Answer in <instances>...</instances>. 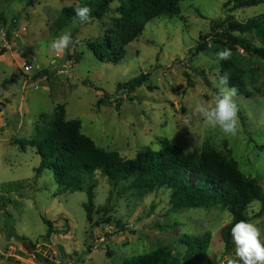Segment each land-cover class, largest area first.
<instances>
[{
	"label": "rangeland",
	"instance_id": "rangeland-1",
	"mask_svg": "<svg viewBox=\"0 0 264 264\" xmlns=\"http://www.w3.org/2000/svg\"><path fill=\"white\" fill-rule=\"evenodd\" d=\"M90 2L0 0V17L6 20H0L6 25L0 42L7 48L0 58V109L4 112L0 188L21 185L5 194L0 190V264H37L35 254L53 264H122L157 248L183 251L177 245L183 235L204 233L210 234L211 242L202 264L238 259L233 239L226 249L220 237L232 219L226 208L173 210L167 191L130 189L127 181L112 185L98 171L85 177L81 190L61 191L50 171L35 179L40 162L36 150L27 147L22 152L15 142L30 140L35 125L56 117L62 106L66 120L79 122L82 135L123 159H133L143 147L157 151L163 142L193 157L203 149L214 150L259 187L261 199L246 209V215L260 228L264 242V62L242 50L232 52L245 84V93L237 92L233 98L243 119L238 117L234 136L225 135L207 126L194 111L198 103H215L221 62H216L215 53L193 52L209 33L212 20L232 16L244 23L264 14V5L234 8L232 0H179L176 15L163 14L148 22L124 47L123 58L108 63L98 60L87 45L102 39L117 17L116 8L109 7L101 19L56 27L64 9ZM13 20L16 23L8 28ZM65 28H71L74 45L52 53L49 43ZM8 31L10 42L6 41ZM246 37L261 46L253 34ZM74 52L82 54L78 63L68 58ZM141 73L150 75L148 84L153 89L144 85L121 96L118 111L113 102L98 103L104 93L114 96L117 84ZM89 184L94 193L92 223L87 222L83 208ZM42 218L52 223L49 239H45ZM16 237L25 238L34 248Z\"/></svg>",
	"mask_w": 264,
	"mask_h": 264
},
{
	"label": "trees",
	"instance_id": "trees-1",
	"mask_svg": "<svg viewBox=\"0 0 264 264\" xmlns=\"http://www.w3.org/2000/svg\"><path fill=\"white\" fill-rule=\"evenodd\" d=\"M113 0H93L84 4L91 7L92 19H101L109 9ZM179 0H122L116 8L117 17L109 29L104 32L102 39L87 46L91 53L100 61L108 63L119 62L124 56V47L128 45L135 34L141 33L144 26L156 17L178 13ZM234 8H251L264 5V0H232ZM83 6V5H81ZM66 8L59 16L56 27H66L75 17L74 9ZM91 19V20H92ZM0 20L5 22V18ZM1 23V22H0ZM15 26L13 27V29ZM253 34L259 39L261 46H254L246 37ZM12 35L6 33V41H11ZM193 52L215 53L223 48L232 52L242 50L249 57L264 62V14L249 18L240 23L226 16L210 22L209 33L200 38ZM7 52L5 47L0 48V56ZM82 54L76 52L68 57L78 63ZM67 58V57H66ZM46 74V72H44ZM220 76H229V87H235L237 92L245 93V84L240 71L232 59L221 61ZM42 74H37L40 76ZM199 75L206 83L204 72ZM149 74L141 73L137 77L117 84L115 94L99 100V104H115L118 111L122 102L121 96L132 94L136 89L147 85ZM188 79V75L185 76ZM189 84V80H187ZM190 85V84H189ZM59 114L51 120L43 121L34 127V135L30 140L15 142L24 152L27 147L35 149L39 156V166L34 170L35 179L45 171H50L53 179L61 191L75 192L81 190L85 184V177L100 172L112 185L121 181L130 182V189L152 191L162 189L168 192L169 203L173 210L211 209L217 206L226 208L232 215L229 224L220 231L224 247L231 246V228L240 220L249 221L246 209L257 200H260V189L256 182L246 178L237 165L227 160L221 154L210 149H203L196 156H187L176 145L163 142L159 150L143 147L139 149L133 159H123L117 152L105 151L97 147L88 137L80 133L79 122L66 120L62 106ZM238 117L243 119L241 112ZM19 184H5L1 186L2 193L18 189ZM87 202L83 205L86 220L93 221L94 193L93 186L85 187ZM4 203V202H3ZM3 207L6 204H2ZM47 230L45 239L53 233L52 223L42 218ZM106 224L110 219L105 220ZM18 238L27 247L34 248L23 237ZM26 241V242H25ZM211 236L204 233L198 236L183 235L178 240V246L183 251L172 250L167 247L157 248L146 254L130 257L122 264H202L209 251ZM37 264H53L39 254L34 255Z\"/></svg>",
	"mask_w": 264,
	"mask_h": 264
},
{
	"label": "clouds",
	"instance_id": "clouds-1",
	"mask_svg": "<svg viewBox=\"0 0 264 264\" xmlns=\"http://www.w3.org/2000/svg\"><path fill=\"white\" fill-rule=\"evenodd\" d=\"M118 0H113L110 8L119 7ZM91 7L88 5H77L74 9L76 23L85 24L91 21ZM71 28H65L61 34L48 45L52 53H61L74 45ZM232 57V51L228 48L218 50L215 54L216 62L227 61ZM229 76L221 75L216 87L218 93L215 103L211 106L198 103L194 111L200 114L207 126L219 128L225 135H235L239 129L238 106L234 101L237 93L235 87H229ZM231 235L235 246V257H228L226 264H264V242L261 241L260 228L252 222L240 220L231 228Z\"/></svg>",
	"mask_w": 264,
	"mask_h": 264
},
{
	"label": "built area",
	"instance_id": "built-area-1",
	"mask_svg": "<svg viewBox=\"0 0 264 264\" xmlns=\"http://www.w3.org/2000/svg\"><path fill=\"white\" fill-rule=\"evenodd\" d=\"M15 20H13V22L10 24V26H8V28H10L13 24H15ZM6 27L5 23H0V39L3 40L4 38V28ZM28 70V69H27Z\"/></svg>",
	"mask_w": 264,
	"mask_h": 264
},
{
	"label": "water",
	"instance_id": "water-1",
	"mask_svg": "<svg viewBox=\"0 0 264 264\" xmlns=\"http://www.w3.org/2000/svg\"><path fill=\"white\" fill-rule=\"evenodd\" d=\"M2 116H3V113H2V110L0 109V124H1Z\"/></svg>",
	"mask_w": 264,
	"mask_h": 264
},
{
	"label": "crops",
	"instance_id": "crops-1",
	"mask_svg": "<svg viewBox=\"0 0 264 264\" xmlns=\"http://www.w3.org/2000/svg\"><path fill=\"white\" fill-rule=\"evenodd\" d=\"M1 43V42H0ZM3 46V44L1 43V47ZM4 47V46H3ZM6 48V47H5ZM7 49V48H6ZM2 56H0V58H1ZM2 113H3V115H4V112L2 111Z\"/></svg>",
	"mask_w": 264,
	"mask_h": 264
}]
</instances>
